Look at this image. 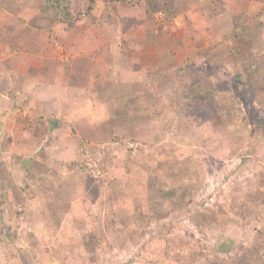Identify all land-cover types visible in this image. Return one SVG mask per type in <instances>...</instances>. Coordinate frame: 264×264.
<instances>
[{
  "label": "rangeland",
  "instance_id": "1",
  "mask_svg": "<svg viewBox=\"0 0 264 264\" xmlns=\"http://www.w3.org/2000/svg\"><path fill=\"white\" fill-rule=\"evenodd\" d=\"M69 2L0 0V264H264V0Z\"/></svg>",
  "mask_w": 264,
  "mask_h": 264
},
{
  "label": "trees",
  "instance_id": "2",
  "mask_svg": "<svg viewBox=\"0 0 264 264\" xmlns=\"http://www.w3.org/2000/svg\"><path fill=\"white\" fill-rule=\"evenodd\" d=\"M45 4V9L47 11H53L54 14L61 16V19L65 21H70L73 19L72 13L70 10V2L69 0H43ZM89 6H88V11H90L93 7L94 4L97 2V0H89ZM148 4L152 7L153 10H157L159 8V1L160 0H146ZM77 18V17H76ZM71 23V21H70ZM241 35H244L243 32H239ZM191 89V88H190ZM187 92V91H186ZM192 94V90H189L187 95L190 97H194ZM203 96V95H202ZM136 109V108H135ZM51 128H56L57 126V120H51ZM167 194H172V192H168ZM112 213L107 214V223H106V228L109 230L112 229L116 223L118 222L115 218V214L111 216ZM214 222V221H213ZM223 220H215L214 224H217L216 226L222 225ZM221 249V248H220ZM224 249V247H222Z\"/></svg>",
  "mask_w": 264,
  "mask_h": 264
},
{
  "label": "crops",
  "instance_id": "3",
  "mask_svg": "<svg viewBox=\"0 0 264 264\" xmlns=\"http://www.w3.org/2000/svg\"><path fill=\"white\" fill-rule=\"evenodd\" d=\"M244 35L246 36V34L244 33ZM241 37V36H240ZM241 39H243V38H241ZM84 48V50H88L87 48H85V47H83ZM118 72H119V70H117ZM96 72V71H95ZM100 73V72H99ZM101 74V73H100ZM97 76V75H96ZM117 79V78H116Z\"/></svg>",
  "mask_w": 264,
  "mask_h": 264
}]
</instances>
